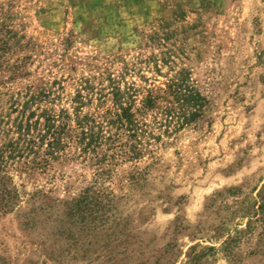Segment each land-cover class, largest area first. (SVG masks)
I'll return each mask as SVG.
<instances>
[{"label":"rangeland","instance_id":"374dc122","mask_svg":"<svg viewBox=\"0 0 264 264\" xmlns=\"http://www.w3.org/2000/svg\"><path fill=\"white\" fill-rule=\"evenodd\" d=\"M184 76L203 118L138 159L125 139L52 156L39 140L41 115L117 114L116 93L160 115L146 99L176 107ZM0 148L23 200L87 198L61 237L0 211V264H264V0H0Z\"/></svg>","mask_w":264,"mask_h":264},{"label":"trees","instance_id":"16d2710c","mask_svg":"<svg viewBox=\"0 0 264 264\" xmlns=\"http://www.w3.org/2000/svg\"><path fill=\"white\" fill-rule=\"evenodd\" d=\"M167 91L174 97V103L177 106L160 107L161 97L151 92L143 107L151 111L158 110L160 115L152 116L150 119H147L145 115L132 113L130 104L124 107L123 103H120L118 93L115 94L119 110L117 114L109 116L99 113L80 115L78 113L80 110H76L73 120L64 113V121L59 125H56L58 120L54 116L41 115L40 117L44 119L42 129L44 134L38 132L39 140L41 143L47 142V154L52 156L65 147L64 140L73 141L82 153H95L102 145H106L105 143L115 145L125 139L126 141L119 146L128 147L127 152L131 155V159H138L143 154L144 148L150 145L151 140L157 142L161 136L168 137L172 121H175L179 127L189 126L197 123L204 116L208 101L192 87L188 77L184 76L180 81L171 83L168 85ZM168 103L171 104V102ZM31 127L30 120H28L24 126L21 125L19 128L23 143L27 145L34 144L33 135L30 134ZM162 128L165 129L163 133L156 135L155 132ZM5 147L9 148L10 153L19 150L13 149V144ZM104 157L105 155H102V159ZM5 158V150L0 148V211L18 210L17 216L23 229L32 232L40 231L42 238L52 234L50 229L54 227L58 228L57 235L63 236L65 219L67 220L68 217H73L76 220L80 217L82 219L81 213L87 209V204L84 203L87 199L85 197L76 201L51 204L45 195L37 192L23 200L24 196L20 195L6 169ZM99 161L101 160L99 159ZM79 222L77 221V223Z\"/></svg>","mask_w":264,"mask_h":264}]
</instances>
